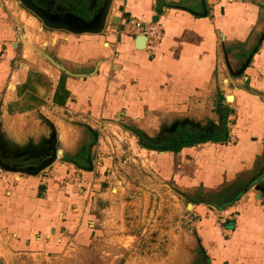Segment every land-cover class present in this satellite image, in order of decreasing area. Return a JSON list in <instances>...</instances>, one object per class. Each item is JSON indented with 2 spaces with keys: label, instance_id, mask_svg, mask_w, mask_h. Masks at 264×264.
I'll return each instance as SVG.
<instances>
[{
  "label": "crops",
  "instance_id": "0c3cea01",
  "mask_svg": "<svg viewBox=\"0 0 264 264\" xmlns=\"http://www.w3.org/2000/svg\"><path fill=\"white\" fill-rule=\"evenodd\" d=\"M129 17L160 26L153 50L137 45ZM26 20L46 34L19 0H0V157L38 163L53 131L62 154L38 175H0V264H142L154 259L148 245L156 257L178 244L133 232L120 184L138 175L120 171L125 150L113 152L95 120L120 118L151 136L166 117L205 124L213 114L221 118L207 135L177 150L131 145L156 154L140 159L153 167L140 176L170 179L178 194L203 189L188 203L198 215L191 264H264V0H113L101 33L50 30L63 40L43 51L64 68L21 45ZM224 188L225 205L206 200ZM190 260L171 249L160 264Z\"/></svg>",
  "mask_w": 264,
  "mask_h": 264
},
{
  "label": "rangeland",
  "instance_id": "374dc122",
  "mask_svg": "<svg viewBox=\"0 0 264 264\" xmlns=\"http://www.w3.org/2000/svg\"><path fill=\"white\" fill-rule=\"evenodd\" d=\"M21 6L25 8L22 3ZM46 8L48 7L46 6ZM25 10L27 9L25 8ZM29 12L33 14L31 11ZM26 22L28 23L27 25L29 28L27 33L29 39L24 41L26 38L25 34L21 36V38L24 39L21 41V45L23 44L26 49H34L35 46L48 52V50H52L53 46L50 43L51 38H57L58 40L62 39L61 37H55L54 32L52 34V31L50 30L54 29L45 28L46 34H43L36 29V24L32 23L30 20H26ZM74 37L77 36H73V38ZM46 40H49V43L45 46L44 42ZM229 98H231V95L228 96V100ZM213 116L212 122L208 121L205 124V118L202 117L194 118L188 115L166 117L163 120L160 130L151 136L146 134L149 139L146 141L144 140V142L142 141V143L152 146H161L164 144L172 146L177 142L189 138H203V136L207 135L209 132L207 129L214 127L211 123L216 119L219 120L221 118L216 117L217 115L214 114ZM104 122L103 126L98 129L100 135L103 137L106 136L108 140H110L109 144L114 147L113 152H116L117 148L122 150L121 152L123 153V148L125 150L127 166H124L125 164L122 165L123 167H120V171L138 175L126 176V178L125 176H122L125 180H122L120 184V196L124 201H127L125 205L126 209L124 211L125 214H127L125 219L127 218L132 221L133 232L139 233V231H142L145 235L144 237H147V240L149 241L151 240L150 238L153 237H160L161 239H164V242L166 243H170V241L176 242L178 240V244H171L172 246L170 247L164 244V246L160 248L162 250L160 252L161 254L156 257L150 255L153 250H151L152 247L148 245L149 258L152 257L154 259L141 263L160 264L161 258H165L171 249H173L174 252L179 250L182 257L185 256L186 259L190 260L191 256L196 254L199 249V241L191 224L193 221H197L198 215L194 214L195 211L192 209V206H188V203L194 196L195 198L201 197L204 192L203 189L198 188L194 193L190 194L186 193L185 190L180 189V194H178L176 192L177 189L173 187L170 179H168L165 184L161 185L155 177L148 176V178L147 176H140L153 170L151 165L143 164L140 159L144 160L147 158L149 160H154L156 155L154 152L150 153L148 151H142L145 155L143 153H140V155L134 153V148H136L135 152L140 151L138 144L143 147L140 143V134L142 133L145 135V133L140 132L138 127L133 123L129 121L125 122L120 118H114L113 120H107V122ZM135 130L138 134H136ZM131 145H133L134 148L131 147ZM101 157H103V155L99 153L98 158L100 159ZM32 158L33 156H21L15 162L22 166L36 165V163L28 164ZM132 178L134 180H132ZM155 227H158L159 230L155 231ZM144 229H146V231H144ZM176 245L178 246L175 248ZM137 262L138 263L134 262V264H140L139 261ZM189 263L191 264V260ZM101 264H108V262L103 260L101 261Z\"/></svg>",
  "mask_w": 264,
  "mask_h": 264
},
{
  "label": "water",
  "instance_id": "95a60500",
  "mask_svg": "<svg viewBox=\"0 0 264 264\" xmlns=\"http://www.w3.org/2000/svg\"><path fill=\"white\" fill-rule=\"evenodd\" d=\"M22 5L29 11H31L35 16H37L46 28L56 29V30H66L72 33H101L104 31L106 26L107 16L113 0H104L100 7L99 14L94 18V20L84 19L83 17L77 16L73 13H60L52 11L46 8L43 4L37 3L33 0H19ZM147 40L146 36L139 35L137 39V45L139 47H144V41ZM43 55L51 60L53 63L57 64L61 68L64 66L55 60L53 56L44 52L42 49L37 48ZM53 131V145L51 147L50 153L46 158L36 163L33 166H22L17 162H11L3 160L0 157V166L5 170L26 173L29 175H38L41 171L49 167L58 157L62 154L61 149L56 147V136ZM55 136V137H54Z\"/></svg>",
  "mask_w": 264,
  "mask_h": 264
},
{
  "label": "flooded vegetation",
  "instance_id": "af4514ba",
  "mask_svg": "<svg viewBox=\"0 0 264 264\" xmlns=\"http://www.w3.org/2000/svg\"><path fill=\"white\" fill-rule=\"evenodd\" d=\"M37 3H40L46 7H48L50 10L55 11V12H60V13H73L77 16H83V17H88L93 14H96L101 6L102 0H33ZM140 141L144 142L149 137L145 134H140ZM194 141V138H189L187 140H182L181 142H177L173 144L172 146H176L179 144H186ZM159 146V145H156ZM162 146H167L166 144L161 145ZM169 146V147H172Z\"/></svg>",
  "mask_w": 264,
  "mask_h": 264
},
{
  "label": "built area",
  "instance_id": "2783aa9c",
  "mask_svg": "<svg viewBox=\"0 0 264 264\" xmlns=\"http://www.w3.org/2000/svg\"><path fill=\"white\" fill-rule=\"evenodd\" d=\"M125 26L133 30L136 34L143 35L147 37L146 47L150 50H153L155 46L160 43L163 37V32L160 26L156 23L146 22L136 17H129L125 20ZM86 122L88 120L84 118ZM105 122L102 120H95V126L97 129L101 128ZM59 156V155H58ZM99 160H97L96 164L98 165ZM5 172V169L0 166V175Z\"/></svg>",
  "mask_w": 264,
  "mask_h": 264
},
{
  "label": "trees",
  "instance_id": "16d2710c",
  "mask_svg": "<svg viewBox=\"0 0 264 264\" xmlns=\"http://www.w3.org/2000/svg\"><path fill=\"white\" fill-rule=\"evenodd\" d=\"M103 1V0H102ZM136 134H138V132L135 130ZM193 143V142H190ZM189 143V144H190ZM188 144V143H187ZM141 145L143 147L149 148V149H156L159 151H164V150H177V148H172L169 146H152V145H148V144H144L141 142ZM231 188H224L221 192L217 193V194H210L207 196V201L211 202L213 204H215L217 207H222L223 205H225L227 202H229L230 198H231ZM200 197H196L195 200H199Z\"/></svg>",
  "mask_w": 264,
  "mask_h": 264
},
{
  "label": "bare ground",
  "instance_id": "6f19581e",
  "mask_svg": "<svg viewBox=\"0 0 264 264\" xmlns=\"http://www.w3.org/2000/svg\"><path fill=\"white\" fill-rule=\"evenodd\" d=\"M144 44L146 45V41H144Z\"/></svg>",
  "mask_w": 264,
  "mask_h": 264
}]
</instances>
